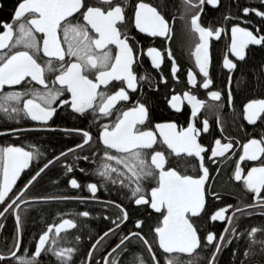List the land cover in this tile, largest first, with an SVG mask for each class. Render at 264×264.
Masks as SVG:
<instances>
[{"label":"snow or ice","instance_id":"obj_1","mask_svg":"<svg viewBox=\"0 0 264 264\" xmlns=\"http://www.w3.org/2000/svg\"><path fill=\"white\" fill-rule=\"evenodd\" d=\"M264 3V0H261ZM127 0H96L89 3L88 0H18L14 9L11 22L0 24V112L8 119H17L23 115L32 121L46 125L57 112V102L61 106H70L72 112L84 115L88 111L95 114L98 112L104 117H109L117 108L119 102L129 100L128 89L136 91L138 77L134 71L136 57L134 47L129 42L126 25L125 5ZM186 6L185 14L190 15V30L198 36L192 55L195 57L196 66L203 74L205 80L202 84L208 89L212 84L209 78V38L215 36L220 38L223 29H212L203 27L201 23V12L205 4L217 7L219 0H184ZM194 9H198L192 14ZM244 15L254 12L256 16L264 20V11L245 7ZM225 19H228L227 17ZM134 27L140 33L150 37L164 36L169 38V24L165 16L158 11L157 7L140 0L135 6ZM123 29V30H122ZM259 32V30H257ZM41 34V36H37ZM62 37V38H61ZM42 40V47H41ZM249 45L264 47V35L254 34L253 31L239 25L231 28V43L229 50L231 54L243 61L246 57L245 49ZM66 46V47H65ZM114 46V49L113 47ZM6 50V51H5ZM47 60L40 62V53ZM147 56L151 58L153 67L159 69L162 63V54L157 48L149 47ZM168 59L172 61V74L175 78L178 71L171 51ZM223 67L229 70L235 69L227 55L223 61ZM54 75L51 85L48 75ZM94 76L93 78H90ZM189 83L193 81L192 71L188 73ZM26 78L35 82L41 88H25L24 91H3L4 86L9 87L21 85ZM144 77H140L143 79ZM112 82H118V86ZM59 85V87H57ZM116 90L110 91L109 86ZM126 85V87H125ZM104 86V90H100ZM65 93L70 94L71 99H61ZM212 101L221 100L220 91H210ZM182 100H187L191 106V117L196 118L197 113L205 106V101L198 100L195 95L185 92L183 97L173 95L169 101L170 106L177 112L181 111ZM228 104H232V94L229 92ZM243 117L252 125L258 120H264V99H252L243 106ZM148 118V109L145 104L137 103L135 106L119 112L112 124L101 126L98 141L103 145V157L101 158L95 175L105 182L117 183L119 180L122 187L131 193L130 199L135 205H149L155 213H158V223L153 228L149 226V233H153V241L158 242V248L167 255L166 264H185L182 255L191 257L196 255L197 262L206 260V264H216L218 254L222 251L225 243L231 240L223 233L217 241L216 234L205 227L206 235H199L200 228L197 221L205 219L206 209V181L210 173L205 166V156L202 153L206 149L198 142L200 133L194 123L189 122L187 128L177 131L175 123L156 124L162 142L170 149L169 155L175 154L178 158L175 167L165 168L166 164H172L162 151L156 150V135L151 130H141L138 125H144ZM81 135L83 143L77 144V148H83L92 141V135L87 130L71 129ZM203 131H208V121L203 122ZM233 147L232 143H221L215 140V146L211 149L209 160L214 157L224 156ZM243 154L240 161H258L259 166H253L242 176L240 163L237 162L234 179L243 180L247 191L255 193L257 197L264 192V137L261 139H249L242 145ZM114 150V152L112 151ZM68 149V152H73ZM181 154H184L181 156ZM66 155L61 152L55 158L59 162L60 157ZM43 153L25 151L20 147H0V204L6 205L0 216L12 213L16 219L17 231L21 229L20 204L28 203L24 199L29 185H32L50 165L53 160H48L36 171L35 175L28 181L18 195L9 197L21 171L29 166V162L42 157ZM79 159V157H77ZM192 158L199 160L198 178L187 174L189 167L195 168ZM83 159L87 160L85 156ZM111 162H114L111 163ZM213 162H215L213 160ZM118 166H122L118 167ZM67 173L74 169L65 165ZM182 167L181 173L177 168ZM84 172V169H79ZM115 174V176H113ZM151 186L150 200L146 198L145 183ZM73 189L81 185L73 178L69 181ZM87 190L93 195L97 192L96 183H88ZM8 198V199H6ZM51 199H78V197H52ZM11 202H8V201ZM120 215L111 223L114 228H109L92 245L96 248L110 234L115 235L121 223L129 220L130 216L120 204H115ZM232 205L221 207L214 211L207 219L211 221L227 220L230 228L224 232L232 237L246 235L248 237V249L244 253L245 260L241 264H248L253 255L252 249L259 244L264 253V239L257 240L256 234L264 235V228L252 227L246 233H237L238 217L225 216ZM236 211H242L237 208ZM80 216L88 217L89 212L79 213ZM162 217V219H160ZM110 219V217H105ZM143 220H136L134 228L139 231H131L123 235L119 243L112 249L126 252L128 244L132 239L139 240L149 253L152 264H160L154 243L142 235L144 231ZM77 225L69 219H65L59 225H49L47 230L40 236L35 244V252L31 255L18 256L17 251L21 248L20 240L13 244L10 255L15 264H40L43 252L51 253L58 264H73L72 257L74 248H61L58 239L60 233L66 229L76 228ZM50 236V233H53ZM127 242V243H126ZM49 246L46 248L45 245ZM207 251L209 255L202 257L197 250ZM27 253V249H25ZM235 255V253H233ZM91 259L92 253H88ZM7 260V256L0 255V261ZM104 264H118L116 258L105 257ZM131 264H148L142 257H134ZM187 264H194L188 260Z\"/></svg>","mask_w":264,"mask_h":264},{"label":"flooded vegetation","instance_id":"obj_2","mask_svg":"<svg viewBox=\"0 0 264 264\" xmlns=\"http://www.w3.org/2000/svg\"><path fill=\"white\" fill-rule=\"evenodd\" d=\"M4 2L5 0H0V24L11 22L14 9L18 4V0H10L8 5ZM88 2L95 3L96 0H88ZM139 2L140 0H127V4L125 5L126 17L128 20L126 28L130 38L129 42L134 47V55L136 57L134 71L138 77L137 87L136 91L128 89L129 100L119 102L111 116L104 117L97 112L94 119L91 111H88L84 115H80L72 112L70 106L59 105V102L55 105L57 107L56 114L46 125L32 121L30 118H25L23 115H21L18 120L8 119L3 112H0V133H2L0 134V147L14 146L20 147L25 151H35L39 149V151L43 153L42 157L30 161L29 166L21 171L13 187V192L9 193V197L12 195L14 198L15 195L19 194L24 185L48 160H53L54 163L50 165L32 185H29L28 189L37 187L41 179L48 176V179L53 181V185L45 184L44 188L46 190L49 189V192L55 194L52 197H65V188L70 187L73 189L69 184V181L73 178L78 181L81 187L85 188V190L82 189V191L79 192L81 195L76 197H94L101 199L99 196H101L102 193L104 195L114 194L118 196H130L131 193L129 190L122 187L119 180H117L115 184L110 182L109 185L111 186V190L107 191L105 189L107 192H103L95 181H87V178L89 174H95V170L103 157V145L98 141V134L101 126L104 124H112L116 120L119 112L131 108L139 102L145 104L148 109V118L144 125H138L137 127L141 130H151L155 133L157 143L154 145V148L162 151L167 159L173 162L172 164H166L165 168L167 169L170 166L175 167V161L178 158L175 154L169 155L171 150L167 149V146L163 144L162 138L159 135V131L155 128V125L175 123L177 126L176 130L179 131L182 128H187L189 122L194 123V125L200 129L197 140L206 149V152L202 153V155L205 156V166L208 167L210 173L209 179L206 181L205 185L206 206L211 204L213 207H216L214 208V211H216L221 207L232 205L233 207L228 209L225 213L226 217L237 208L242 211L234 213V216L236 214L246 215L252 212L258 217L259 224L262 226L264 224V192L257 197L255 193L247 191L244 187L243 180L236 181L234 179V172L237 162L240 163L242 176H246L247 171L251 167L259 166L258 161H240L239 157L243 154L242 145L244 143L249 139L259 140L264 137V120H258L255 125H252L243 117V106L246 103L252 99H264V55H261L264 54V47L249 45L248 48L245 49L246 57L241 61L231 54L229 46L231 43V28L233 25L245 27L253 31L254 34L264 35V20L256 16L254 12L249 13L247 16H245L243 12L245 7L264 11V3H262L261 0H219L217 7L205 4L201 12L202 26L212 29H223V31L219 39L215 36L209 38V78L212 80V84L208 89H204L202 84L205 78L196 66L195 57L192 55L198 36L194 35L190 30V15L185 14L186 6L184 0H144V2L151 6L157 7L158 11H161L165 16L170 28L169 38H165L164 36L150 37L135 29L133 22L134 11L136 4ZM193 2L198 3V0H193ZM195 11H198V9H194L192 14H194ZM226 17L228 19H225ZM257 30H259V32H257ZM0 31H2V29H0ZM37 36L39 37L41 34H37ZM112 47L114 49V46ZM149 47L157 48L162 54V63L159 69L153 67L151 58L147 56V49ZM169 51H171L172 57L178 68L175 78L171 70L172 61L168 59ZM251 54L255 56L254 65L257 69V83L253 92L247 93L242 91L245 81V67ZM225 55L236 64L235 69L229 70L223 67ZM40 58V62L48 59L43 56L42 51L40 53ZM189 70H191L193 74L192 83H189ZM140 77L144 78L140 79ZM90 78L94 79V76L90 75ZM53 79L54 75L49 74L48 82L50 85ZM112 83L118 86V82ZM33 87L37 89L41 88V86L35 82H30V78H26L25 81L21 82V85L11 87L5 85L3 91H24L25 88ZM57 87H59V85H57ZM100 90H104V86H101ZM109 90L114 91L116 89L110 85ZM210 91H220L221 100L212 101L209 96ZM185 92L195 95L198 100L205 101V106L200 109L194 120L191 117V106L188 104L187 100H182L180 105L181 111L179 112L173 109L169 103L173 95L183 97ZM229 92L232 94L231 105L228 104ZM61 99L70 100V94L65 93ZM205 120L208 121L207 132L203 131V122ZM71 129L89 131L93 138L92 141L88 145H84L83 148H77V144L83 143L82 137L75 131H65ZM52 139H57L60 141V144L53 147ZM217 139L221 140L222 144L231 142L233 147L228 150L224 156L214 157L213 160L215 162H213V160H209L208 157L211 156V149L215 146V140ZM74 147L76 148L73 149ZM68 149H73L74 151L67 153L66 151ZM112 151L114 152V150ZM61 152L66 153V155L61 156L59 162H55V158L60 156ZM183 155L184 154H181V156ZM85 156L88 157L87 160L83 159ZM77 157H79V159ZM192 159L194 160L195 168L189 167L187 169V174L197 178L199 160L196 158ZM111 163L114 164V162ZM65 165L72 166L74 170L71 173H67L64 167ZM118 167L122 169V166ZM79 169H84L85 171L81 172ZM177 170L181 173L184 172L182 167L177 168ZM113 175L115 176V174ZM0 180H2V171H0ZM20 181H25V184L13 195ZM222 181L234 185L237 188V195L230 196L221 189L219 184ZM88 183L97 184V192L95 195H92L91 192L87 190L86 185ZM151 186H155L154 183L151 185L147 182L145 183L144 187L147 193V199L150 197ZM5 206L4 204H0V212L3 211ZM26 209H29V207L20 206V216L22 210ZM14 218L15 216L12 213H5L3 216H0V255L7 256V260L0 261V264H15L10 253L17 239H19L21 243V248L17 251L18 256L33 254L35 252V244L38 237L47 230L46 228L38 236H36L35 232L28 233L29 235L27 236V231H25L24 228L25 223L21 220V229L18 233ZM5 219H9V221H4ZM214 222L217 221H210V223ZM218 222L224 223L220 234L223 233L226 235L224 229L230 227L228 221L224 220ZM68 230L70 229L65 231ZM53 234L54 232L50 233V236ZM220 234H216L218 240ZM48 246V244L45 245L46 248ZM25 249H27V253H25ZM110 256L111 254L108 257ZM45 258H48L47 261H52V254L46 253L45 257H40V264H43V259ZM259 261L258 257L255 261L248 264H260Z\"/></svg>","mask_w":264,"mask_h":264},{"label":"trees","instance_id":"obj_3","mask_svg":"<svg viewBox=\"0 0 264 264\" xmlns=\"http://www.w3.org/2000/svg\"><path fill=\"white\" fill-rule=\"evenodd\" d=\"M4 3L8 5L10 3V0H5ZM254 64L255 56L251 54L249 56V59L247 60L245 67V81L243 84L242 92L252 93L255 89L257 83V69ZM52 140L53 147H55V145L57 144H60V141H58L57 139ZM87 181H95L100 187V190L103 192L105 191V189L107 191L111 190V186L109 185L110 182L103 181L100 177L95 174H89ZM24 184L25 181L18 182L13 195ZM45 184L53 185V181L48 179V176H45L41 179L40 183H38L37 187L28 189V191L24 195V199L54 196L55 194L49 192V189L46 190L44 188ZM219 185L221 189H223L228 195H237V188L234 185L226 183L224 181L220 182ZM82 189L85 190V188L83 187L74 190L70 187L65 188L64 196L76 197L78 195H81V193L79 194V192H81ZM102 194L101 196H99L100 198L116 201L126 211H128L130 218L129 220L125 221L122 226H120L122 231L118 229L115 235L110 234L103 241H101L100 244L96 246V248H94L89 264H102V259L105 253L117 242H119L120 238L123 235L129 234L131 231L135 230L134 223L136 220H143L145 222L144 231L142 235L146 234L147 239L151 243H154L157 251V258L160 264H166L168 254L162 253L158 248L157 242L153 241L154 232L149 233V226H152L154 228L155 225L158 223L157 217L159 216V214L155 213V211L152 210L148 205H135L134 200L129 198L131 195L118 196L114 194ZM24 206L29 207V209L22 210L21 212V220L25 223L24 228L25 231H27V236L29 235L28 233L31 232H35L36 236H38L49 225L56 224L64 218L71 219L77 225L76 228H72L68 231L62 232L58 237L60 241L59 246L61 248L71 247L75 249V252L72 257L73 264H85L86 255L92 243L100 234H102L107 229L113 227L114 225L111 223V221L116 220L117 217L120 215L119 210L115 206L97 203L93 201L62 200L34 202L26 204ZM214 208L216 207H213V205L208 204L206 206L207 214L205 215V219L197 221V227L200 228L199 235H201L202 237L206 235V231L204 230L205 227L208 230L213 231L217 235L220 234V231L223 228L224 223H219L218 221L210 223L209 219H207V217L210 216L214 211ZM84 211L89 212L88 217H83L79 215V213ZM105 217H110V219H105ZM235 217L239 218L237 221L238 234L246 233V231L250 230L252 227L264 228V224L261 226L259 224L258 217L252 212L247 213L246 215L236 214ZM161 218L162 217H160V219ZM4 221H9V219H5ZM225 236L231 240V243H225L224 248L217 256L216 264H240L242 261L245 260L244 253L246 251H249L248 237L246 235H238L237 237H232L229 233H226ZM256 239H264V235L258 232L256 234ZM46 253L48 252H43L41 257H45ZM197 253L202 257H207L209 255L206 250L201 251L198 249ZM233 253H235V255H233ZM252 253L253 255L248 260V263L255 261V259L259 257V263L264 264V253L261 252L259 244L253 247ZM196 255L197 254H193L191 257L187 255H182L181 258L185 261V264H187L188 260H192L194 264H206V260L197 262ZM112 257L117 259L118 264H131L134 257H142L143 259L148 261V264H152L149 253L147 252L145 246L135 238L132 239L131 244H128V250L126 252H121L117 250V253H112L109 258ZM47 259L48 258L43 259V264H58V261L53 255L52 261H47Z\"/></svg>","mask_w":264,"mask_h":264},{"label":"water","instance_id":"obj_4","mask_svg":"<svg viewBox=\"0 0 264 264\" xmlns=\"http://www.w3.org/2000/svg\"><path fill=\"white\" fill-rule=\"evenodd\" d=\"M0 134H2V133H0ZM74 148H76V147H74ZM73 148V149H74ZM66 152H68V150L66 151ZM198 178V177H197ZM28 184V182L25 184V185H27ZM25 185H24V187H25ZM24 187H23V189H24ZM22 189V190H23ZM92 194V193H91ZM18 195V194H17ZM93 195V194H92ZM149 199H150V197H149ZM43 200H47V201H55V200H92V201H99V202H102V203H107V204H112V205H115L116 203H114V202H111V201H108V200H103V199H97V198H82V197H78V199H51V198H49V199H44V198H38V199H28V200H26V201H28V202H36V201H43ZM11 202V201H10ZM22 204H24V203H21L20 204V206L22 205ZM149 206H150V204H149ZM236 212H238V211H236V210H234L229 216H232L234 213H236ZM162 219V218H161ZM65 220V219H64ZM63 221V220H62ZM62 221L61 222H59L58 224H56V225H59L60 223H62ZM124 223V222H123ZM123 223H121V225L123 224ZM115 227V226H114ZM114 227H112V228H114ZM67 230V229H66ZM138 229H136L135 231H137ZM106 231H108V230H106ZM104 233V232H103ZM103 233L100 235V236H102L103 235ZM100 236L94 241V243L93 244H95L96 243V241L100 238ZM92 244V245H93ZM157 245H158V242H157ZM116 246V245H115ZM115 246L114 247H112L106 254H105V256H104V258L105 257H108L111 253H112V249L113 248H115ZM93 247L91 246L90 247V249H89V251H88V253L89 252H92L93 251ZM162 251V250H161ZM104 258H103V264H104ZM89 256L87 255V258H86V261H85V264H89Z\"/></svg>","mask_w":264,"mask_h":264},{"label":"bare ground","instance_id":"obj_5","mask_svg":"<svg viewBox=\"0 0 264 264\" xmlns=\"http://www.w3.org/2000/svg\"><path fill=\"white\" fill-rule=\"evenodd\" d=\"M74 149H75V148H74ZM67 153H68V152H67ZM40 198L49 199V198H52V197H40ZM84 198H94V197H84ZM28 199H38V198H28ZM28 199H25V200H28ZM97 199H98V198H97ZM101 199H102V198H101ZM103 200H106V199H103ZM149 200H150V199H149ZM55 201H62V200H55ZM76 201H92V200H76ZM108 201H111V202H114V203L118 204L116 201H113V200H108ZM9 202H10V201H9ZM36 202H48V201H47V200H43V201H36ZM93 202L102 203V202H99V201H93ZM29 203H34V202L24 203V204H22L21 206H24V205L29 204ZM102 204H107V203H102ZM108 205H112V204H108ZM113 206H115V205H113ZM148 206H149V205H148ZM149 207H150V206H149ZM150 208H151V207H150ZM14 220H15V222H16V219H15V218H14ZM210 221H211V220H210ZM124 223H125V222H124ZM124 223H123V224H124ZM123 224H122V225H123ZM122 225H121V226H122ZM114 226H115V225H114ZM114 226H113V227H114ZM111 228H112V227H111ZM107 230H108V229H107ZM135 230H136V229H135ZM135 230H134V231H135ZM137 231H138V230H137ZM104 232H105V231H104ZM60 234H61V233H60ZM129 234H130V233H129ZM100 235H101V234H100ZM100 235H99V236H100ZM99 236H98V237H99ZM98 237H97V238H98ZM97 238H96V239H97ZM38 240H39V237H38ZM38 240H37V242H38ZM217 241H219V240L217 239ZM93 243H94V242H93ZM93 243H92V244H93ZM117 243H119V242H117ZM117 243H116V244H117ZM116 244H115V245H116ZM115 245H114V246H115ZM91 246H92V245H91ZM114 246H113V247H114ZM111 248H112V247H111ZM111 248H110V249H111ZM145 248H146V247H145ZM110 249H109V250H110ZM93 250H94V249H93ZM109 250H108V251H109ZM108 251H107V252H108ZM160 251H161V250H160ZM92 252H93V251H92ZM92 252H91V253H92ZM107 252H106V253H107ZM161 252H162V251H161ZM106 253H105V254H106ZM112 253H113V252H112ZM112 253H111V254H112ZM162 253H163V252H162ZM87 255H88V253H87ZM87 255H86V258H87ZM85 261H86V259H85ZM89 261H90V260H89ZM102 264H103V261H102Z\"/></svg>","mask_w":264,"mask_h":264},{"label":"rangeland","instance_id":"obj_6","mask_svg":"<svg viewBox=\"0 0 264 264\" xmlns=\"http://www.w3.org/2000/svg\"><path fill=\"white\" fill-rule=\"evenodd\" d=\"M114 176V175H113Z\"/></svg>","mask_w":264,"mask_h":264}]
</instances>
